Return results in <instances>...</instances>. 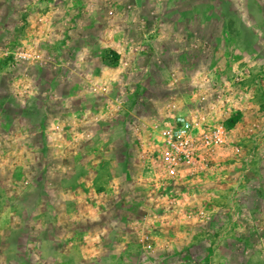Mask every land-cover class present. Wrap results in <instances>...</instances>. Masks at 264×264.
<instances>
[{
	"label": "rangeland",
	"instance_id": "obj_1",
	"mask_svg": "<svg viewBox=\"0 0 264 264\" xmlns=\"http://www.w3.org/2000/svg\"><path fill=\"white\" fill-rule=\"evenodd\" d=\"M5 3L27 29L0 45V264H264V76L231 48L245 4ZM20 53L37 58L3 63ZM178 113L227 129L208 170L166 173Z\"/></svg>",
	"mask_w": 264,
	"mask_h": 264
},
{
	"label": "built area",
	"instance_id": "obj_2",
	"mask_svg": "<svg viewBox=\"0 0 264 264\" xmlns=\"http://www.w3.org/2000/svg\"><path fill=\"white\" fill-rule=\"evenodd\" d=\"M261 49L264 51V42ZM4 53L8 56L9 51ZM9 57V56H8ZM37 57H32L27 53L15 55L10 61H20L22 63L31 62ZM9 61V64L12 63ZM36 62L43 64L44 59H36ZM35 62V63H36ZM261 75L264 76V60L262 62ZM241 69L240 73L233 76V80L241 85L242 81L248 77V72ZM230 86L226 85L224 93H215L216 101L219 103L229 102L231 96ZM197 123L193 119L183 114H176L171 123L161 131L162 143L160 159L165 171L170 176H175L180 169L188 171L208 170L211 167L216 150L223 146L227 140V129L222 123H205L201 130H197ZM147 239V237H146ZM150 249L149 243L145 245Z\"/></svg>",
	"mask_w": 264,
	"mask_h": 264
},
{
	"label": "crops",
	"instance_id": "obj_3",
	"mask_svg": "<svg viewBox=\"0 0 264 264\" xmlns=\"http://www.w3.org/2000/svg\"><path fill=\"white\" fill-rule=\"evenodd\" d=\"M20 1V0H19ZM241 2H243L245 4V7L243 8V12H240L239 10L237 11L238 15H247L250 17L251 23L248 24L243 21V22H239L237 24V29L239 32H244V33H249L250 37L245 38L244 37H238L237 40V44L234 47H231L232 49H234V53L236 54V63H240L243 62L245 63V65H250L251 63L252 66L250 68L251 72L254 74H256L260 69H262L263 65L261 64L264 60V51L261 49L262 46V42L260 40L261 37V33H263L264 35V0H240ZM2 5V12L1 13V18L2 20L0 21V45H3V43L6 42V39H9V41H17L19 39V32L20 31H25L27 28L22 30L21 24L19 25L18 20L21 19V17L15 12V10H13L12 8H8L4 4H0ZM4 6V7H3ZM50 7L48 8V11H46V13H50ZM3 15V16H2ZM19 17H17V16ZM16 16V17H15ZM5 17V19H4ZM10 19L11 22H13L12 27L7 26L5 24H8L7 19ZM20 18V19H19ZM7 31L13 32L12 36L8 37L5 36V34L7 33ZM261 41V42H260ZM227 56V55H226ZM1 57V56H0ZM225 57V56H224ZM2 59V57H1ZM230 60H233V56H227L226 57V61L227 63L230 62ZM10 59L9 58H5L3 60V63H9ZM7 63V65H8ZM2 65V64H1ZM3 67V66H2ZM248 68V67H247ZM6 70L9 71V69L6 67ZM15 71V70H14ZM4 76H8V77H13L16 73H5L3 72ZM44 84H46L44 82ZM260 86V85H258ZM264 89V88H261ZM264 95V94H263ZM246 106V105H244ZM254 108H257L255 106H253ZM245 108V107H243ZM264 126V123L262 124ZM263 135V134H262ZM262 147L258 148V153H259V158L260 154H263V150L261 151ZM260 165L258 167L255 168V171L258 172V177L259 180H261V177L264 176V170H263V165L264 163L262 162V160H259ZM256 166V165H255ZM244 183V182H243ZM248 189L247 186H245V188L242 189ZM246 189V190H247ZM264 189V188H263ZM245 192V191H244ZM258 197L261 198V200H263V202H259L258 204L251 206L249 208H252L253 211L252 214L256 213H263L264 212V191L262 190V187L259 189L258 192ZM243 208L241 210L242 215H243V220L247 219L246 218V211L249 210V208L246 209V207H244V204H242ZM248 215V214H247Z\"/></svg>",
	"mask_w": 264,
	"mask_h": 264
}]
</instances>
